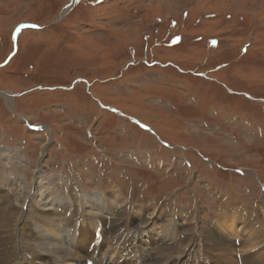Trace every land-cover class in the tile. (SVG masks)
Here are the masks:
<instances>
[{"label":"rangeland","instance_id":"374dc122","mask_svg":"<svg viewBox=\"0 0 264 264\" xmlns=\"http://www.w3.org/2000/svg\"><path fill=\"white\" fill-rule=\"evenodd\" d=\"M2 147L0 184L264 226V0H0Z\"/></svg>","mask_w":264,"mask_h":264},{"label":"bare ground","instance_id":"6f19581e","mask_svg":"<svg viewBox=\"0 0 264 264\" xmlns=\"http://www.w3.org/2000/svg\"><path fill=\"white\" fill-rule=\"evenodd\" d=\"M14 156L22 165V155ZM7 170L0 184V264H264V226L243 211H225L203 230L185 233L178 221L188 220L185 212L135 206L117 188L62 198L53 187L61 182L41 167L31 184ZM2 189L13 194L9 202ZM252 248L248 258L236 255Z\"/></svg>","mask_w":264,"mask_h":264}]
</instances>
